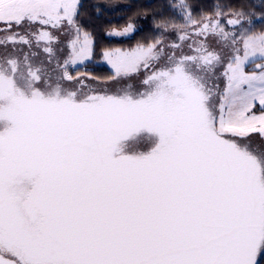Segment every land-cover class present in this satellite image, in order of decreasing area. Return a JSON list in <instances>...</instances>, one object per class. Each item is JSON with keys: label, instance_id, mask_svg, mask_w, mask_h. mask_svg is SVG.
Segmentation results:
<instances>
[{"label": "snow or ice", "instance_id": "1", "mask_svg": "<svg viewBox=\"0 0 264 264\" xmlns=\"http://www.w3.org/2000/svg\"><path fill=\"white\" fill-rule=\"evenodd\" d=\"M80 7L0 0V264H264V8L180 0L99 91Z\"/></svg>", "mask_w": 264, "mask_h": 264}, {"label": "flooded vegetation", "instance_id": "2", "mask_svg": "<svg viewBox=\"0 0 264 264\" xmlns=\"http://www.w3.org/2000/svg\"><path fill=\"white\" fill-rule=\"evenodd\" d=\"M132 1H124L129 6L127 8L111 10L109 6H104L101 0H81L79 23L84 31L92 34L93 54L91 60L85 62V66H78V71L87 73L88 79L85 82L99 91H113L119 87L115 81L109 79L113 70L103 57L105 50L120 49L127 51L135 48L138 44L153 42L161 38L163 29L157 25L163 21L183 23V20H178L180 19L179 16L172 11L170 6H162L163 3L160 4L157 2L158 0L153 3L147 0ZM262 3L256 4L250 0H218L216 2L201 0L194 3L192 11L197 18L203 13H213L217 5L223 7L225 11L243 8L246 11L251 10L260 13L261 9L264 8V2ZM129 23L133 24L134 31L122 36L109 34L122 31ZM258 25L259 21L257 20ZM163 38L172 41L175 39V33L163 32ZM63 39L64 37H61V40ZM0 51L3 49L0 48ZM25 51H27L26 47ZM33 51L38 53L39 58H43L45 55L42 48H34Z\"/></svg>", "mask_w": 264, "mask_h": 264}, {"label": "rangeland", "instance_id": "3", "mask_svg": "<svg viewBox=\"0 0 264 264\" xmlns=\"http://www.w3.org/2000/svg\"><path fill=\"white\" fill-rule=\"evenodd\" d=\"M124 1H129V2H133L132 0H101L102 4H104V6H109L111 10H117V9H120V8H127L129 7L126 3H124ZM149 2L152 1L155 2V0H147ZM201 0H187V2L191 5L192 9H193V6H194V3H197ZM210 1H218V0H210ZM250 1H253L255 2L256 4H263L262 2H264V0H250ZM157 2H161L163 4H161L162 6H170L172 8V11L176 12L177 15L179 16L180 19L178 20H182V13L180 12V9L178 7L179 3H180V0H158ZM124 3V4H122ZM103 6V5H102ZM134 13H136L135 11H133ZM132 12V13H133ZM144 19H146L144 17ZM183 22V21H182ZM150 23V21H149ZM257 31H264V26H260L258 25L257 26Z\"/></svg>", "mask_w": 264, "mask_h": 264}]
</instances>
